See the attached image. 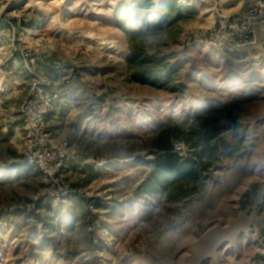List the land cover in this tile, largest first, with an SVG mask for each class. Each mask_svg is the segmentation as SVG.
<instances>
[{
  "label": "rangeland",
  "instance_id": "374dc122",
  "mask_svg": "<svg viewBox=\"0 0 264 264\" xmlns=\"http://www.w3.org/2000/svg\"><path fill=\"white\" fill-rule=\"evenodd\" d=\"M259 1L0 0V264H264Z\"/></svg>",
  "mask_w": 264,
  "mask_h": 264
},
{
  "label": "built area",
  "instance_id": "2783aa9c",
  "mask_svg": "<svg viewBox=\"0 0 264 264\" xmlns=\"http://www.w3.org/2000/svg\"><path fill=\"white\" fill-rule=\"evenodd\" d=\"M238 23L247 24L246 22H252V21H260L262 22L264 20V2L259 1L255 4H253L251 7L248 8L245 14L240 15L238 18ZM235 25V26H237ZM251 25V24H250ZM252 26V25H251ZM233 28V27H232ZM224 34L221 31L214 32L213 41L217 43L216 48L220 50H241L242 48L250 45L257 44L256 36H254L255 31L249 32V31H240L238 34H232L230 35V40L226 42H222L223 39H225ZM248 34H251L249 36ZM258 37V36H257Z\"/></svg>",
  "mask_w": 264,
  "mask_h": 264
},
{
  "label": "bare ground",
  "instance_id": "6f19581e",
  "mask_svg": "<svg viewBox=\"0 0 264 264\" xmlns=\"http://www.w3.org/2000/svg\"><path fill=\"white\" fill-rule=\"evenodd\" d=\"M184 6H189V4L188 3H185Z\"/></svg>",
  "mask_w": 264,
  "mask_h": 264
}]
</instances>
